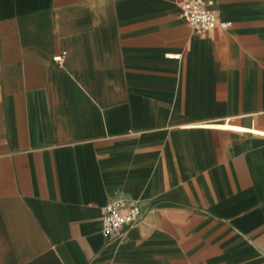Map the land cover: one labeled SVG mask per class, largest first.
<instances>
[{
  "label": "crops",
  "instance_id": "0c3cea01",
  "mask_svg": "<svg viewBox=\"0 0 264 264\" xmlns=\"http://www.w3.org/2000/svg\"><path fill=\"white\" fill-rule=\"evenodd\" d=\"M184 1L0 0V264H264V0Z\"/></svg>",
  "mask_w": 264,
  "mask_h": 264
},
{
  "label": "built area",
  "instance_id": "2783aa9c",
  "mask_svg": "<svg viewBox=\"0 0 264 264\" xmlns=\"http://www.w3.org/2000/svg\"><path fill=\"white\" fill-rule=\"evenodd\" d=\"M215 0H187L181 5L183 20L190 25L196 34L202 35L217 27L227 29L229 23L219 21L213 9ZM67 52L55 57L54 62L63 66ZM150 210L142 206L138 200L119 198L110 201L104 208L102 223L103 236L109 241L122 238L126 232L141 224Z\"/></svg>",
  "mask_w": 264,
  "mask_h": 264
}]
</instances>
